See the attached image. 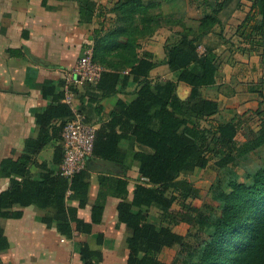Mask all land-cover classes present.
I'll list each match as a JSON object with an SVG mask.
<instances>
[{"label":"trees","instance_id":"16d2710c","mask_svg":"<svg viewBox=\"0 0 264 264\" xmlns=\"http://www.w3.org/2000/svg\"><path fill=\"white\" fill-rule=\"evenodd\" d=\"M77 1L81 22H91L99 0ZM231 1L189 0L199 11L198 24L188 25L185 16L173 21L172 28L177 30L166 42L164 64L176 78L151 80V71L159 63L151 52L142 51V40L159 28L162 5L156 0H116L111 9L116 14L114 24L108 29L101 24L93 34L94 60L105 71L98 83L87 82L75 92L80 101L86 98L101 110L100 101L120 93L131 78L138 85L134 97L120 98L110 120L96 130L89 158L113 161L124 169L123 174L101 175L91 220L79 216L90 202L91 170L88 164L72 178L60 172L62 131L74 115L63 101L62 78L59 86L43 88L50 103L36 114L37 136L26 140L18 159L4 158L0 164L1 174L11 179V186L0 192V218L19 219L23 208L36 205L45 211L41 221L71 240L77 233L92 234L94 225L103 221L107 198L113 196L118 198V223L127 232V264H168L160 255L175 246L188 253L186 264H264V157L246 180H240L230 167L239 157L264 147V120L253 137L239 144L236 137L242 116L225 117L222 112L227 115L232 110L223 109L219 99L205 93L218 86L220 42L211 36L223 37L218 27L223 26L221 14ZM237 3L240 6L239 0ZM238 29L249 50L254 47L264 52V0H253L251 12ZM201 46L204 52H200ZM180 83L191 87L187 99L178 95ZM260 86H264V78L252 91L263 96ZM219 114V121L202 124ZM49 146L54 148L52 159L39 161L38 156ZM212 157L230 176L218 185L219 211L210 232L201 246L192 247L187 234L177 231L168 218L174 219L172 210L180 199L199 195L183 175L207 168ZM32 166L38 168L36 172ZM134 166L135 184L130 188L128 172ZM104 242L102 233L93 244L81 242L82 263L100 264ZM9 247L0 226V252ZM0 264H4L1 259Z\"/></svg>","mask_w":264,"mask_h":264},{"label":"crops","instance_id":"0c3cea01","mask_svg":"<svg viewBox=\"0 0 264 264\" xmlns=\"http://www.w3.org/2000/svg\"><path fill=\"white\" fill-rule=\"evenodd\" d=\"M115 2L99 0L100 6L92 21L82 23L77 0H0V164L4 158L18 159L24 152L26 140L37 136L36 114L50 103V99L43 95L44 86H59L63 71L76 62L85 47L95 45L94 30L101 24L106 29L114 24L116 14L111 9ZM166 3L159 28L151 37L142 40V51L151 52L159 63L151 71V80L176 78L164 64L166 42L177 30L172 28V22L183 18L184 13L179 1ZM165 6H172V9L167 11ZM184 20L191 25L186 16ZM137 88L131 78L120 93L100 101L101 110L86 98L83 102L77 97L76 106L83 111L87 122L98 129L110 120L118 100H131ZM219 89L217 86L205 90V93L221 101L223 96L218 93ZM177 92L182 99H187L191 87L180 83ZM53 153L54 148L49 146L38 159L50 161ZM91 160L95 162L91 165L90 202L87 208L79 211V216L87 221L91 220V207L99 191L100 176H118L124 171L117 163L101 164L98 159ZM31 169L36 172L38 168L32 166ZM128 175L132 188L136 166ZM10 186L11 179L0 170V192ZM117 206L118 198L109 196L103 221L94 225L92 234L77 233L71 240L61 236L55 227L44 224L40 218L45 211L36 205L23 208V216L19 219L0 218V226L10 241V247L0 252V259L4 264H83L79 244H93L96 236L102 233L105 236L104 258L100 264H118V258L122 256L123 262L127 263V232L125 225L118 223Z\"/></svg>","mask_w":264,"mask_h":264},{"label":"rangeland","instance_id":"374dc122","mask_svg":"<svg viewBox=\"0 0 264 264\" xmlns=\"http://www.w3.org/2000/svg\"><path fill=\"white\" fill-rule=\"evenodd\" d=\"M161 3L160 12L164 14V4L172 0H156ZM179 1L182 6L183 15L188 18L191 25H197L196 20L199 17V11L195 5L191 6L189 0ZM212 3L216 0H210ZM253 0H232L222 12L223 26L218 27V31L223 33L221 39L215 38L220 42L217 53L221 54V67L218 76L219 92L223 99L220 101L223 109L229 108L232 111L225 117H233L236 113L242 116L241 128L236 137L239 144L253 137L254 131L259 129L260 123L264 120V86H260V92H253L252 89L258 86L261 79L264 78V52L261 49L249 50V46L240 38L238 26L244 22V19L251 12ZM172 9V6L167 8ZM157 21V19H156ZM161 20H158L159 24ZM212 37V36H211ZM214 39V38H213ZM217 44V42H214ZM247 47V50H246ZM245 48V50H244ZM216 90V89H215ZM214 90V92H215ZM213 91V90H212ZM213 94L214 93H210ZM233 97V98H231ZM222 114L204 121L207 125L221 119ZM264 157V147L257 151L239 157L230 164L232 170L238 175L240 180H246L252 176L261 166ZM227 169L216 165V158L212 157L210 163L205 169H197L193 173L183 175L199 191V195L187 200L180 199L175 203L172 215L174 219L168 218L174 224L177 231L187 234V241L192 247L201 246L202 240L211 228L210 224L213 217L217 215L220 182L229 178ZM155 211V210H154ZM153 211V212H154ZM179 246L167 248L160 255L161 260L168 264H186L188 253ZM124 257L118 258V264H127Z\"/></svg>","mask_w":264,"mask_h":264},{"label":"built area","instance_id":"2783aa9c","mask_svg":"<svg viewBox=\"0 0 264 264\" xmlns=\"http://www.w3.org/2000/svg\"><path fill=\"white\" fill-rule=\"evenodd\" d=\"M199 50L204 52L205 48L201 46ZM104 71L105 68L94 60L93 46L85 47L76 62L63 71V101L72 107L74 114L62 131L64 159L60 172L65 177L72 178L88 166L97 130L95 125L86 122L85 114L77 108L75 88L87 82L98 83Z\"/></svg>","mask_w":264,"mask_h":264},{"label":"water","instance_id":"95a60500","mask_svg":"<svg viewBox=\"0 0 264 264\" xmlns=\"http://www.w3.org/2000/svg\"><path fill=\"white\" fill-rule=\"evenodd\" d=\"M99 163H101V164H105V163H115V162H113V161H110V160H106V159H98L97 160ZM96 161V162H97ZM95 161L94 160H89V169L90 170H92V167H91V165L94 163ZM120 167L118 166V171H120Z\"/></svg>","mask_w":264,"mask_h":264}]
</instances>
